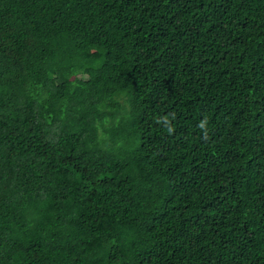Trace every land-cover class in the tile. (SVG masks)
Segmentation results:
<instances>
[{
    "label": "trees",
    "instance_id": "obj_1",
    "mask_svg": "<svg viewBox=\"0 0 264 264\" xmlns=\"http://www.w3.org/2000/svg\"><path fill=\"white\" fill-rule=\"evenodd\" d=\"M0 264H264V0H0Z\"/></svg>",
    "mask_w": 264,
    "mask_h": 264
},
{
    "label": "clouds",
    "instance_id": "obj_2",
    "mask_svg": "<svg viewBox=\"0 0 264 264\" xmlns=\"http://www.w3.org/2000/svg\"><path fill=\"white\" fill-rule=\"evenodd\" d=\"M205 123H206V121H202L199 126L203 129L205 126ZM171 131H172V129H169V132H171Z\"/></svg>",
    "mask_w": 264,
    "mask_h": 264
}]
</instances>
